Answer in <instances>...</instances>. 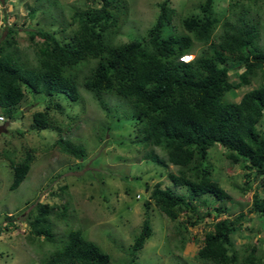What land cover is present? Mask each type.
I'll return each instance as SVG.
<instances>
[{
	"label": "trees",
	"instance_id": "trees-1",
	"mask_svg": "<svg viewBox=\"0 0 264 264\" xmlns=\"http://www.w3.org/2000/svg\"><path fill=\"white\" fill-rule=\"evenodd\" d=\"M92 1L95 5L74 13L77 27L68 41L61 42L41 28L30 31V39L36 35L41 39L35 65L21 61L13 36L0 40L3 113L12 116L24 97V86L46 97L61 93L72 102L80 101L82 87L103 109L107 96L127 103L136 120L142 148L149 149L144 157L174 165L177 171L169 172L168 178L174 186L185 187L189 196L185 200L183 194L156 183L149 197L158 209L173 221L190 211L196 216L189 221L193 226L203 217L192 200L213 204L212 230L205 233L195 258L205 264H264V254L259 253L256 244L241 251L235 248L232 235L240 230L245 214L240 211L231 215L227 206L231 195L214 178L207 159L209 148L218 144L225 149L228 160L245 170L246 177L253 172L264 186V136L258 128L264 117V50L257 42L258 23L244 18L241 10L225 18L220 32L214 35L220 20L213 10V0H204L201 17L182 18L185 33L166 35L165 28L172 23L175 9L168 0H162L146 37L113 43L112 33L123 25L128 3ZM13 29L8 27L10 35ZM197 44L201 47L195 51ZM186 54L194 56L181 61L179 57ZM85 62L91 65L83 72ZM230 71L236 75L235 83L230 80ZM254 80L256 86L245 91L238 101L226 99L228 91L249 86ZM33 121L39 128H47V112H34ZM55 144L61 152L84 159L82 144L61 136ZM33 157L29 152L18 161L9 157L13 170L11 189L24 180ZM58 208L62 209L56 213L59 218L66 215L67 204ZM52 211L49 204L37 203L36 213L27 223L28 237L56 241L50 221ZM250 211L261 219L264 230V194L254 192ZM187 231V226L181 224L180 232ZM150 234L149 219L145 217L131 246L132 257L137 256ZM41 264H110V256L87 239L82 230L71 229L61 247Z\"/></svg>",
	"mask_w": 264,
	"mask_h": 264
},
{
	"label": "rangeland",
	"instance_id": "rangeland-1",
	"mask_svg": "<svg viewBox=\"0 0 264 264\" xmlns=\"http://www.w3.org/2000/svg\"><path fill=\"white\" fill-rule=\"evenodd\" d=\"M126 1L128 12L119 31L112 33L113 43L146 37L162 0ZM168 1L175 15L165 28L166 35L185 33L182 18L202 16L200 5L204 0ZM93 5L92 0H0V40L13 36L21 61L35 65L41 39L37 35L30 39V31L41 28L52 32L61 42L68 41L77 27L74 13ZM213 10L220 20L214 35L220 32L225 18L242 10L244 18L258 23L257 42L264 50V0H213ZM8 27L14 28L11 35ZM200 47L197 44L195 51ZM90 65L91 62H85L82 71L86 72ZM230 80L237 81L233 71ZM256 83L254 80L249 86L228 91L225 97L238 101ZM23 89L24 97L12 116L5 115L0 107L4 117L0 125L5 129L0 132V264H41L61 247L71 229L82 230L87 239L108 253L110 264H205L194 255L205 233L212 230L213 204L192 200L203 217L193 226L189 221L196 216L190 211L173 221L158 209L149 197L156 183L183 194L185 200L189 196L185 187L174 186L168 178L169 172L177 171L174 165H162L144 157L149 149L142 148L136 120L127 103L107 96L103 109L82 87L78 102L61 93L46 97L26 86ZM36 111L47 112V128H39L33 121ZM106 125L109 127L105 129ZM258 128L264 136V117ZM60 136L82 144L84 159L61 152L55 144ZM28 152L34 156L29 171L19 186L11 189L13 170L9 157L18 161ZM155 152L163 157L159 149ZM3 154H8V159ZM207 159L214 178L231 195L227 204L231 215L240 211L245 214L240 230L232 235L235 248L241 251L256 244L259 253L264 254L263 223L250 211L252 195L257 192L263 196L264 186L253 172L246 177L245 170L228 160L225 149L218 144L209 148ZM37 203L53 207V243L28 237L27 223L36 213ZM63 204L68 208L66 215L59 218L56 213H61L58 207ZM145 217L149 219L151 234L137 256L132 257L131 246ZM181 224L187 226L186 233L180 232Z\"/></svg>",
	"mask_w": 264,
	"mask_h": 264
},
{
	"label": "clouds",
	"instance_id": "clouds-1",
	"mask_svg": "<svg viewBox=\"0 0 264 264\" xmlns=\"http://www.w3.org/2000/svg\"><path fill=\"white\" fill-rule=\"evenodd\" d=\"M183 56L185 57V59H180V58L183 57ZM193 56H194L193 54H186V55H182V56H180L179 59H180L181 61L187 62V61L191 60ZM0 116H1V115H0ZM3 118H4V117H3Z\"/></svg>",
	"mask_w": 264,
	"mask_h": 264
},
{
	"label": "built area",
	"instance_id": "built-area-1",
	"mask_svg": "<svg viewBox=\"0 0 264 264\" xmlns=\"http://www.w3.org/2000/svg\"><path fill=\"white\" fill-rule=\"evenodd\" d=\"M180 59H185V57H181ZM0 120H4L3 116H0ZM137 197H139V195H137Z\"/></svg>",
	"mask_w": 264,
	"mask_h": 264
},
{
	"label": "water",
	"instance_id": "water-1",
	"mask_svg": "<svg viewBox=\"0 0 264 264\" xmlns=\"http://www.w3.org/2000/svg\"><path fill=\"white\" fill-rule=\"evenodd\" d=\"M4 125H0V132L4 131Z\"/></svg>",
	"mask_w": 264,
	"mask_h": 264
}]
</instances>
